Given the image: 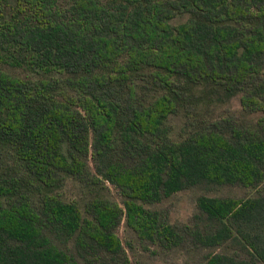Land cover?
I'll return each mask as SVG.
<instances>
[{
  "label": "trees",
  "instance_id": "trees-1",
  "mask_svg": "<svg viewBox=\"0 0 264 264\" xmlns=\"http://www.w3.org/2000/svg\"><path fill=\"white\" fill-rule=\"evenodd\" d=\"M263 184L264 0H0V264H131L124 221L202 264H264ZM222 187L257 195L200 196L182 228L151 208Z\"/></svg>",
  "mask_w": 264,
  "mask_h": 264
},
{
  "label": "rangeland",
  "instance_id": "rangeland-1",
  "mask_svg": "<svg viewBox=\"0 0 264 264\" xmlns=\"http://www.w3.org/2000/svg\"><path fill=\"white\" fill-rule=\"evenodd\" d=\"M17 75H25L22 71H14ZM242 115V107L240 98H234L227 104L213 109V116L220 118L240 117ZM262 114H254L249 120L261 117ZM182 119L176 118L173 121L175 128H179ZM93 167V165H92ZM94 168V167H93ZM109 195L112 199L122 205L121 195L118 189L107 183ZM259 194L264 195V184L258 188ZM63 198L67 201H76L83 199V193L80 191L77 183L69 182L61 192ZM209 197H232L243 198L246 196L257 195L256 192L239 187H222L212 190L205 188H197L186 190L173 195L169 199H165L162 203L157 204L152 210L158 211L162 218L171 225L182 228L184 225L192 224L197 210V200L200 196ZM118 235L127 252L131 264H202V257L192 249L163 251L155 246H148L140 242L136 236L125 227V221L118 231Z\"/></svg>",
  "mask_w": 264,
  "mask_h": 264
}]
</instances>
